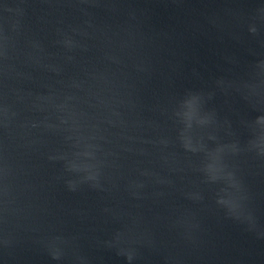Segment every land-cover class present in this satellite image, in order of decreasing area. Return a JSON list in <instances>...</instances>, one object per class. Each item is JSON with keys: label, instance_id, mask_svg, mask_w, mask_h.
<instances>
[{"label": "water", "instance_id": "95a60500", "mask_svg": "<svg viewBox=\"0 0 264 264\" xmlns=\"http://www.w3.org/2000/svg\"><path fill=\"white\" fill-rule=\"evenodd\" d=\"M0 264H264V0H0Z\"/></svg>", "mask_w": 264, "mask_h": 264}]
</instances>
